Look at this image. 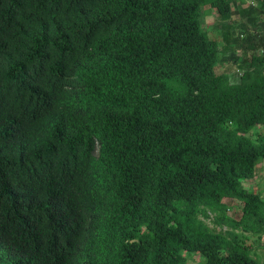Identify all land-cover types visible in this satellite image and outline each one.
I'll use <instances>...</instances> for the list:
<instances>
[{
  "label": "trees",
  "instance_id": "trees-1",
  "mask_svg": "<svg viewBox=\"0 0 264 264\" xmlns=\"http://www.w3.org/2000/svg\"><path fill=\"white\" fill-rule=\"evenodd\" d=\"M262 50L264 0H0V264H264Z\"/></svg>",
  "mask_w": 264,
  "mask_h": 264
},
{
  "label": "rangeland",
  "instance_id": "rangeland-1",
  "mask_svg": "<svg viewBox=\"0 0 264 264\" xmlns=\"http://www.w3.org/2000/svg\"><path fill=\"white\" fill-rule=\"evenodd\" d=\"M208 10V9H205ZM204 10V13H206V11ZM204 15V14H203ZM217 12L215 10H208L207 13L205 14L204 17V24L203 27L204 29H208V32L210 34V36L214 39H217L218 41L221 42V38H220V31L218 32V28L214 27L215 24L217 23L218 19H217ZM241 20V17L237 14L235 16V19L232 20L230 23H237ZM241 53V51L239 52V54ZM220 61H219V65H218V72L219 73H228L230 74L232 77H235L236 80L238 78L237 75V68L234 64H232V60L230 57V53L225 52V51H221L220 54ZM235 78H233V80H235ZM246 187L248 189H250L251 191L258 193L260 192L262 194V196L264 197V162L260 165V171L259 173H257V176L248 182H245ZM233 205H235L231 211L229 212L230 215H235L234 212L236 211L237 215L236 217H238L240 215V210L242 208V204L241 203H233ZM207 223L212 227V223L211 220H207ZM250 243H254V247H264V239L260 242V244H258L256 242V239L253 238L249 241ZM258 254L261 257V261H264V252L263 249H257ZM202 263V259L199 255L195 254L190 256L188 264H201Z\"/></svg>",
  "mask_w": 264,
  "mask_h": 264
},
{
  "label": "built area",
  "instance_id": "built-area-1",
  "mask_svg": "<svg viewBox=\"0 0 264 264\" xmlns=\"http://www.w3.org/2000/svg\"><path fill=\"white\" fill-rule=\"evenodd\" d=\"M260 0H244L246 6L250 7H258ZM262 54H264V50L261 51Z\"/></svg>",
  "mask_w": 264,
  "mask_h": 264
}]
</instances>
